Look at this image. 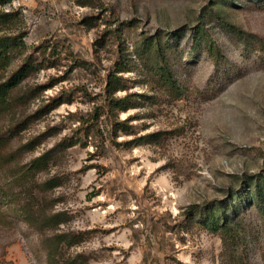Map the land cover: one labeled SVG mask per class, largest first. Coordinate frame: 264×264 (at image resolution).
<instances>
[{"label":"rangeland","instance_id":"rangeland-1","mask_svg":"<svg viewBox=\"0 0 264 264\" xmlns=\"http://www.w3.org/2000/svg\"><path fill=\"white\" fill-rule=\"evenodd\" d=\"M4 14L0 34L22 43L0 81L26 56L42 64L0 111L16 172L0 197V264H264L248 175L264 168V0H0ZM201 22L218 65L211 41H195ZM123 52L129 68L115 71ZM111 72L134 107L110 117L129 127L113 135L102 114L103 136L85 134ZM217 200L233 237L188 208Z\"/></svg>","mask_w":264,"mask_h":264},{"label":"trees","instance_id":"trees-1","mask_svg":"<svg viewBox=\"0 0 264 264\" xmlns=\"http://www.w3.org/2000/svg\"><path fill=\"white\" fill-rule=\"evenodd\" d=\"M6 16L4 14L3 16ZM197 36L195 41L202 42L204 40V35L207 40L211 41V45H213L215 51V64L220 63V55L221 49L219 45L216 43L213 35L209 32L205 23L201 22L197 27ZM202 32V33H200ZM20 41V42H19ZM22 43L19 36L16 34H0V69L5 68L11 61L13 53L15 49L19 47ZM158 49L160 51L162 61H165V56L162 54V50L160 45L158 44ZM123 52L121 55V59L118 61L116 70H126L129 68L126 55ZM41 62H38L36 59L32 58V55L26 56L23 62L14 70L10 75L5 79L0 81V111L3 110L10 102V94L11 91L35 68H39ZM120 65V66H118ZM167 65L163 68L164 71L168 70ZM107 89L111 90L109 98L103 105H97L94 109L89 113L87 117L81 116L80 121L81 124L78 129L85 134H89L91 132L93 135L103 136V133L100 129L99 123L97 122L100 115L104 114L109 118V131L114 135L117 134L119 129H128L127 120L115 121L110 117V114L115 112L116 108H121L122 110H127L131 107V100L126 97H114L113 93L120 89L118 87L123 81L121 77H119L115 72H111L107 76ZM21 123L16 126H20ZM12 129L5 133H0V197H8L13 188L12 182L14 179V175L16 172H10V169L6 167V149L7 145L11 140ZM113 138V137H112ZM73 139L64 138L62 142L59 144V147L71 142ZM73 142V141H72ZM46 160V154H43L39 157L32 159L29 162L28 169H30V165L38 166L39 164H43ZM25 171V170H24ZM26 174V171L25 173ZM253 180V190L251 191L250 197L253 199L255 206L257 209L264 214V168H262L256 174H248ZM209 201L204 203L190 205L188 208L190 211H200L202 210L206 217L204 219L205 224L210 227L212 230L219 231L222 235L231 236L235 235V230L238 228L236 224L233 223L231 217L227 214V210L223 205L217 200L215 203L208 205ZM18 218L23 220H30L29 210L25 207H20L15 211Z\"/></svg>","mask_w":264,"mask_h":264}]
</instances>
